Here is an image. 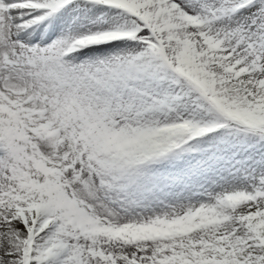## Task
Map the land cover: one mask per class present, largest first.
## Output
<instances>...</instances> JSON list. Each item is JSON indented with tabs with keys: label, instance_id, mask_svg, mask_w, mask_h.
<instances>
[{
	"label": "snow or ice",
	"instance_id": "6c2138e0",
	"mask_svg": "<svg viewBox=\"0 0 264 264\" xmlns=\"http://www.w3.org/2000/svg\"><path fill=\"white\" fill-rule=\"evenodd\" d=\"M0 264H264V0H0Z\"/></svg>",
	"mask_w": 264,
	"mask_h": 264
}]
</instances>
